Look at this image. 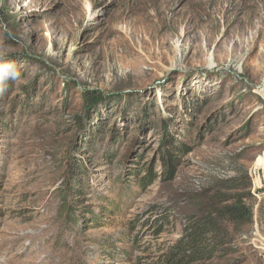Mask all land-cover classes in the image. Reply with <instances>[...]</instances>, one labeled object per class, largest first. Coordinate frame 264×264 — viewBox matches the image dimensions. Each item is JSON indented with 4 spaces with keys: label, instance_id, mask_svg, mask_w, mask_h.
Here are the masks:
<instances>
[{
    "label": "rangeland",
    "instance_id": "1",
    "mask_svg": "<svg viewBox=\"0 0 264 264\" xmlns=\"http://www.w3.org/2000/svg\"><path fill=\"white\" fill-rule=\"evenodd\" d=\"M228 204L207 264H264V0H0V264H160Z\"/></svg>",
    "mask_w": 264,
    "mask_h": 264
},
{
    "label": "trees",
    "instance_id": "2",
    "mask_svg": "<svg viewBox=\"0 0 264 264\" xmlns=\"http://www.w3.org/2000/svg\"><path fill=\"white\" fill-rule=\"evenodd\" d=\"M68 187L73 190L72 186H66ZM69 194L66 189L61 195V211L66 212L68 220L75 222V205L68 200ZM248 216L244 206L228 204L213 213L187 217L180 236L164 254L160 264H207L219 254H223L224 246L234 243L235 237L230 225L240 217Z\"/></svg>",
    "mask_w": 264,
    "mask_h": 264
},
{
    "label": "bare ground",
    "instance_id": "3",
    "mask_svg": "<svg viewBox=\"0 0 264 264\" xmlns=\"http://www.w3.org/2000/svg\"><path fill=\"white\" fill-rule=\"evenodd\" d=\"M135 68V67H134ZM136 70V69H135Z\"/></svg>",
    "mask_w": 264,
    "mask_h": 264
}]
</instances>
